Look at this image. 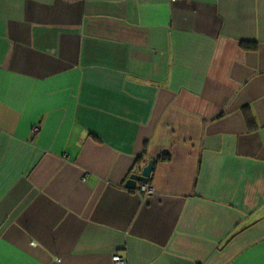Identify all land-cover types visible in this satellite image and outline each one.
<instances>
[{
	"label": "crops",
	"instance_id": "1",
	"mask_svg": "<svg viewBox=\"0 0 264 264\" xmlns=\"http://www.w3.org/2000/svg\"><path fill=\"white\" fill-rule=\"evenodd\" d=\"M114 255L264 264V0H0V264Z\"/></svg>",
	"mask_w": 264,
	"mask_h": 264
},
{
	"label": "water",
	"instance_id": "2",
	"mask_svg": "<svg viewBox=\"0 0 264 264\" xmlns=\"http://www.w3.org/2000/svg\"><path fill=\"white\" fill-rule=\"evenodd\" d=\"M153 168V161H149L148 164L141 170L140 174L130 175L129 179L125 182L124 187L127 190H136V186L147 185Z\"/></svg>",
	"mask_w": 264,
	"mask_h": 264
},
{
	"label": "built area",
	"instance_id": "3",
	"mask_svg": "<svg viewBox=\"0 0 264 264\" xmlns=\"http://www.w3.org/2000/svg\"><path fill=\"white\" fill-rule=\"evenodd\" d=\"M171 2H174L175 0H170ZM135 192L139 195L143 196H149L152 193V188L148 185H140ZM112 264H127L126 261L121 258L120 256L114 255L112 257Z\"/></svg>",
	"mask_w": 264,
	"mask_h": 264
},
{
	"label": "trees",
	"instance_id": "4",
	"mask_svg": "<svg viewBox=\"0 0 264 264\" xmlns=\"http://www.w3.org/2000/svg\"><path fill=\"white\" fill-rule=\"evenodd\" d=\"M240 47L244 50H250V49L254 50L256 48L254 44H247V43H241ZM167 160H168V155L164 154L160 156L158 159H156V161L153 162V165L154 163L163 162Z\"/></svg>",
	"mask_w": 264,
	"mask_h": 264
}]
</instances>
